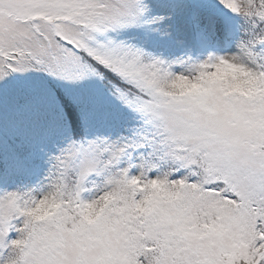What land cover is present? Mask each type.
Listing matches in <instances>:
<instances>
[{
	"label": "snow or ice",
	"instance_id": "6c2138e0",
	"mask_svg": "<svg viewBox=\"0 0 264 264\" xmlns=\"http://www.w3.org/2000/svg\"><path fill=\"white\" fill-rule=\"evenodd\" d=\"M0 264H264V0H0Z\"/></svg>",
	"mask_w": 264,
	"mask_h": 264
}]
</instances>
